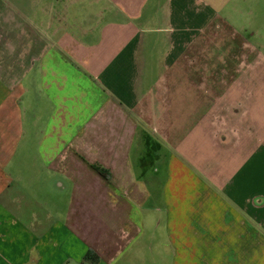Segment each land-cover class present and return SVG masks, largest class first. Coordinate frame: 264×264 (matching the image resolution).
I'll return each mask as SVG.
<instances>
[{
    "label": "crops",
    "instance_id": "crops-1",
    "mask_svg": "<svg viewBox=\"0 0 264 264\" xmlns=\"http://www.w3.org/2000/svg\"><path fill=\"white\" fill-rule=\"evenodd\" d=\"M227 2L90 0L98 9L85 17L70 0H0V264L145 260L143 211L161 209L136 168L157 166L179 264H264V140L241 123L244 64L225 82L202 75L210 63H179L223 31L212 27ZM184 69L193 75L177 78ZM218 87L228 88L220 105ZM171 116L192 120L186 139ZM217 147L228 149L220 173ZM170 178L183 185L175 204Z\"/></svg>",
    "mask_w": 264,
    "mask_h": 264
},
{
    "label": "rangeland",
    "instance_id": "rangeland-1",
    "mask_svg": "<svg viewBox=\"0 0 264 264\" xmlns=\"http://www.w3.org/2000/svg\"><path fill=\"white\" fill-rule=\"evenodd\" d=\"M73 2V9L75 13H82L88 16L87 12L93 14L97 9V4H90V0H70ZM90 6H89V5ZM104 5V3H101ZM88 5V6H87ZM264 0H228V2L224 6H218L217 14L218 18L214 22V26L212 28L217 27V29H223V31L218 32V36H208L206 37V41L202 43H198V49L189 48L187 52H185L184 56H182L179 60V63H196V64H211V68L207 70H203L202 75L209 77L210 74L216 73L219 79L228 81V77L231 76V72L233 73V66H237V63L244 64L242 71L245 72L247 76L242 75L244 78L242 81L247 85L246 93L240 97L241 104H245V112L243 118H241V123L248 124L250 127L251 135H255L254 139L256 141L264 140V48L257 44V40L255 36H250V44L256 45L258 49L252 51L245 44L248 42L247 33L245 35V29L248 32L249 28L256 27V33L262 34L264 37ZM211 28V29H212ZM248 28V29H247ZM244 29V30H243ZM243 30V31H242ZM200 48V52H199ZM209 64V65H210ZM224 66V67H222ZM222 67V68H221ZM192 69L179 70L178 74H175L177 78L182 76L190 77L193 72ZM186 73V75H185ZM226 73V74H223ZM167 76V73L165 72ZM171 75V72L168 74ZM195 76H199L198 72L194 74ZM236 77V75H234ZM238 77V76H237ZM229 82V81H228ZM258 83V85H257ZM172 92V87L170 89ZM228 88L226 90H220L218 87V97H219V105L225 101L227 97ZM173 106L176 102H172ZM175 109H181L180 112L186 111L187 113L190 111L188 109H192L188 103H182V108L180 106H174ZM173 109V110H174ZM173 110H170L172 113ZM192 116V115H191ZM185 120L179 127H177L176 131V140L182 137L185 139L188 137L190 127L193 122L191 119L187 120L183 117H173L169 118V122H181ZM142 144H134L131 150V159L136 168V163L139 158V153L141 151ZM181 145V144H179ZM178 144H163V148L165 149V153L168 155L169 153L175 156L178 150L181 151L179 147L177 150ZM183 150L187 153L193 155L195 152L200 153V146H194L193 144H186ZM184 152V151H183ZM182 152V153H183ZM227 148L217 147L212 149L211 155L213 160L216 162V167L213 172L220 173L225 171V163L227 154ZM197 153V154H198ZM165 154V155H166ZM193 160L194 167L199 166L201 164L199 160L196 162ZM157 166V165H156ZM159 171L156 174L143 173L136 168V172L141 179L147 184L148 188L151 189L152 197L148 202V206H156L161 210L159 212L155 211H143L145 215V231L146 237L153 242L151 252L146 253L145 260L138 261L137 264H179V261L173 257V253L171 252V245H167V239L174 242L178 234L177 229L172 230L169 228L173 223H177L178 218L177 212H170V225L167 227L166 221L163 219L162 211L169 207L164 205V199L161 195V192L164 188L165 181V173L164 167H158ZM183 189V185H180L179 182L174 180V178H170L166 189L169 190V193L173 194V198L169 199L176 203L178 197V190ZM176 198V199H174ZM174 199V200H173ZM146 208V207H145ZM170 208V207H169ZM168 208V209H169ZM175 233V234H174ZM166 244V246H164ZM170 248V253H166L165 250ZM147 257V258H146ZM188 264L187 262H185Z\"/></svg>",
    "mask_w": 264,
    "mask_h": 264
},
{
    "label": "flooded vegetation",
    "instance_id": "flooded-vegetation-1",
    "mask_svg": "<svg viewBox=\"0 0 264 264\" xmlns=\"http://www.w3.org/2000/svg\"><path fill=\"white\" fill-rule=\"evenodd\" d=\"M264 8V7H263ZM248 29V28H247ZM250 30L247 32L246 31V29L244 30L245 31V35H246V33H247V38H248V42L245 44V46H247L249 49H251V53H253L252 51H255L256 49H258V47L256 46V45H253L252 43L250 44V46H249V43H250V37H249V35L250 36H255V38H256V40H257V44L260 46V44H262L261 45V47H263L264 48V37H263V35L262 34H258V33H256V31H257V29H256V27H254V28H249ZM242 30V31H243ZM264 31V30H263ZM260 44H259V43Z\"/></svg>",
    "mask_w": 264,
    "mask_h": 264
}]
</instances>
